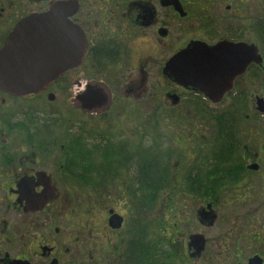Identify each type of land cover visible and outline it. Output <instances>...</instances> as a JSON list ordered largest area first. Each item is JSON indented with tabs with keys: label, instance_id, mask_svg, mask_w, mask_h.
<instances>
[{
	"label": "flooded vegetation",
	"instance_id": "obj_1",
	"mask_svg": "<svg viewBox=\"0 0 264 264\" xmlns=\"http://www.w3.org/2000/svg\"><path fill=\"white\" fill-rule=\"evenodd\" d=\"M0 56L55 74L0 88V264H264V0H0Z\"/></svg>",
	"mask_w": 264,
	"mask_h": 264
},
{
	"label": "rangeland",
	"instance_id": "obj_2",
	"mask_svg": "<svg viewBox=\"0 0 264 264\" xmlns=\"http://www.w3.org/2000/svg\"><path fill=\"white\" fill-rule=\"evenodd\" d=\"M149 112H150V110H148V113ZM212 117H214V115ZM164 118H165V122L171 123V115L169 113H166ZM147 122L149 124L150 123L154 124L155 123V117L149 116V118L147 119ZM180 122L181 123L186 122L184 117L180 118ZM214 122H215V120L214 121L212 120L211 124H213ZM164 132H165V134L169 133V130H168L166 125L164 127ZM105 197L110 198V202L116 203L115 208L118 212L125 214L127 217L131 216L133 219H138V220L144 219L143 221L148 228V229L146 228V233L148 234V240H147L148 245L153 243L152 245L155 246L154 238L158 233H160L161 228L165 229V231H166V233L164 235L165 239H168V235L172 236L171 225L173 224V221H171V218L174 217L176 219V217L180 214H179V212H176V210L174 211L171 209H173V207H174V209H177L179 207V204L182 202V200L179 199V197H177L176 201L173 202V204H170L169 205L170 207H168L164 204V202H163V204H161L162 201H164L165 199H163V198L158 199L157 194L155 195L152 193V194L143 195V198H145V201L147 203V211H145L144 214H142V212L140 213L137 209H134V207L132 205V199L130 196L111 195V196H105ZM82 199L85 202H88V204L94 205V204H97L98 202L102 201V196H97V195H93V194L90 196H88V195L84 196L83 195V196H81L80 201H82ZM176 204H178V205H176ZM130 209H131V211H130ZM184 212L185 211L183 210V213ZM181 218H182V216L179 217L178 219L181 220ZM164 220H167V222H164ZM174 221L177 222L178 220L176 219ZM167 230H169V233L167 232ZM148 254L150 255L151 251H149Z\"/></svg>",
	"mask_w": 264,
	"mask_h": 264
},
{
	"label": "water",
	"instance_id": "obj_3",
	"mask_svg": "<svg viewBox=\"0 0 264 264\" xmlns=\"http://www.w3.org/2000/svg\"><path fill=\"white\" fill-rule=\"evenodd\" d=\"M53 18V15H44L38 18H32L17 28L15 34L8 41V49H11L13 44L17 42V39L20 35L25 34L27 37L34 38L42 37L45 34V29L47 26V19ZM50 22V27H51ZM29 37V38H30ZM31 40V38H30ZM32 42H36V40H31ZM0 61H3V56H0ZM1 64V63H0ZM51 67V66H47ZM171 67V66H170ZM41 66H27L24 64H7L0 65V88L8 93H27V92H35L42 85H46L52 81L54 78L53 74H47L41 72ZM41 73V74H40ZM38 78L33 77V75H37ZM44 75V76H43Z\"/></svg>",
	"mask_w": 264,
	"mask_h": 264
}]
</instances>
